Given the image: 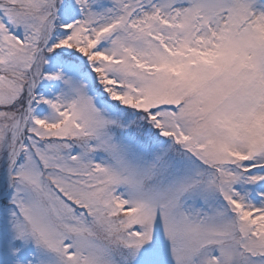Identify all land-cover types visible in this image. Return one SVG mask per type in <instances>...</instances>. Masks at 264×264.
I'll list each match as a JSON object with an SVG mask.
<instances>
[{"label":"snow or ice","instance_id":"obj_1","mask_svg":"<svg viewBox=\"0 0 264 264\" xmlns=\"http://www.w3.org/2000/svg\"><path fill=\"white\" fill-rule=\"evenodd\" d=\"M0 264H264V0H0Z\"/></svg>","mask_w":264,"mask_h":264}]
</instances>
